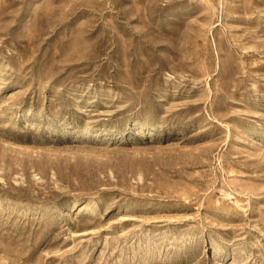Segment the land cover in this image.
I'll use <instances>...</instances> for the list:
<instances>
[{
    "label": "rangeland",
    "instance_id": "374dc122",
    "mask_svg": "<svg viewBox=\"0 0 264 264\" xmlns=\"http://www.w3.org/2000/svg\"><path fill=\"white\" fill-rule=\"evenodd\" d=\"M0 264H264V0H0Z\"/></svg>",
    "mask_w": 264,
    "mask_h": 264
}]
</instances>
